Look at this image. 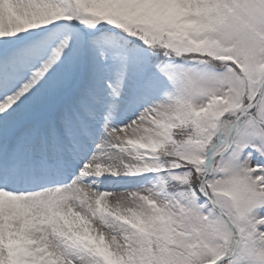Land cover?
Masks as SVG:
<instances>
[{"label":"snow or ice","instance_id":"6c2138e0","mask_svg":"<svg viewBox=\"0 0 264 264\" xmlns=\"http://www.w3.org/2000/svg\"><path fill=\"white\" fill-rule=\"evenodd\" d=\"M0 264H264V0H0Z\"/></svg>","mask_w":264,"mask_h":264}]
</instances>
